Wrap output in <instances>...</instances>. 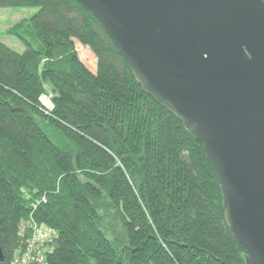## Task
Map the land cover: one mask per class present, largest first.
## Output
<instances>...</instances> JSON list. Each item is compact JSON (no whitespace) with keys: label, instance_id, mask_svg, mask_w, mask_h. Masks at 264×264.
Returning <instances> with one entry per match:
<instances>
[{"label":"trees","instance_id":"1","mask_svg":"<svg viewBox=\"0 0 264 264\" xmlns=\"http://www.w3.org/2000/svg\"><path fill=\"white\" fill-rule=\"evenodd\" d=\"M32 6L9 31L24 50L0 40V264L23 248L22 220L57 233L39 264H247L192 130L136 82L84 5L0 0ZM70 37L97 53L96 73L64 53Z\"/></svg>","mask_w":264,"mask_h":264},{"label":"water","instance_id":"2","mask_svg":"<svg viewBox=\"0 0 264 264\" xmlns=\"http://www.w3.org/2000/svg\"><path fill=\"white\" fill-rule=\"evenodd\" d=\"M77 1L143 90L192 130L233 238L247 264H264V0Z\"/></svg>","mask_w":264,"mask_h":264},{"label":"rangeland","instance_id":"3","mask_svg":"<svg viewBox=\"0 0 264 264\" xmlns=\"http://www.w3.org/2000/svg\"><path fill=\"white\" fill-rule=\"evenodd\" d=\"M39 10L38 6L32 7H3L0 9V40L7 43L10 47L19 52L24 50V46L20 42L19 38L15 34H11L9 31H13L15 26L20 25V22H25L28 25V20ZM18 25V26H19ZM21 28V27H20ZM10 33V34H9ZM71 44V49L65 54L73 55L75 54L80 62H82L90 72L96 73L98 70V55L91 46L82 43L76 37H70L68 39ZM43 109V108H42ZM40 108V110L42 111ZM44 110V109H43ZM27 222H29L30 226L33 222L32 220H22L21 223L26 224V228H28ZM115 224V220H114ZM120 225L119 222H116V226ZM49 229V228H48ZM51 230V229H49ZM13 262V261H12ZM15 264H18L15 261Z\"/></svg>","mask_w":264,"mask_h":264},{"label":"built area","instance_id":"4","mask_svg":"<svg viewBox=\"0 0 264 264\" xmlns=\"http://www.w3.org/2000/svg\"><path fill=\"white\" fill-rule=\"evenodd\" d=\"M29 224V222H27ZM26 224L21 223L20 245L22 249L15 251L12 258V264L17 261L18 264H39L42 263L45 254L52 250L51 242L57 237V233L49 230L47 227H41L37 223L32 222L25 227ZM31 231L28 235L27 232Z\"/></svg>","mask_w":264,"mask_h":264},{"label":"bare ground","instance_id":"5","mask_svg":"<svg viewBox=\"0 0 264 264\" xmlns=\"http://www.w3.org/2000/svg\"><path fill=\"white\" fill-rule=\"evenodd\" d=\"M26 227V226H25Z\"/></svg>","mask_w":264,"mask_h":264}]
</instances>
